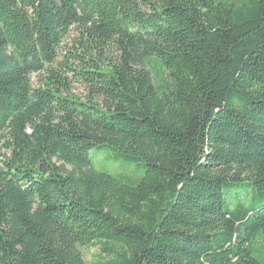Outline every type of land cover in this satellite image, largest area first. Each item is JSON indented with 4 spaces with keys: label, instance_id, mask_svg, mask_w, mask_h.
Instances as JSON below:
<instances>
[{
    "label": "trees",
    "instance_id": "16d2710c",
    "mask_svg": "<svg viewBox=\"0 0 264 264\" xmlns=\"http://www.w3.org/2000/svg\"><path fill=\"white\" fill-rule=\"evenodd\" d=\"M0 145V264H264V0H0Z\"/></svg>",
    "mask_w": 264,
    "mask_h": 264
},
{
    "label": "rangeland",
    "instance_id": "374dc122",
    "mask_svg": "<svg viewBox=\"0 0 264 264\" xmlns=\"http://www.w3.org/2000/svg\"><path fill=\"white\" fill-rule=\"evenodd\" d=\"M79 34L77 29H75L74 27L70 29V31L67 33V35H65L62 39V41L60 42V47H59V51H58V56L56 58V61L54 64H52L53 67H58L59 62L64 60V56L68 54V50H72L73 48V44L75 43L76 39L78 38ZM40 74H43V72H41ZM38 73H33L31 75V81L33 86H39L40 84H42V78ZM70 91L74 94V95H78L81 97H84L85 95V89L83 88V86L79 83H71L70 86ZM0 154L2 155H8L5 147H3V145H0ZM90 156L93 158L94 164L95 166H97V169L99 170H104L107 171L109 173H117V171H122L125 168H128V165L122 162H114V161H110L108 159H106L102 153L98 152L95 149H91L89 152ZM83 255L85 257V259L87 260H95L97 259L99 256H101L102 254L100 253L99 247L98 246H89L84 248L83 250Z\"/></svg>",
    "mask_w": 264,
    "mask_h": 264
}]
</instances>
